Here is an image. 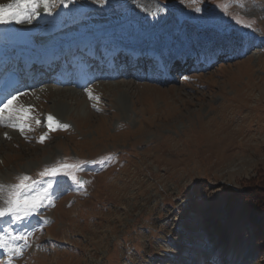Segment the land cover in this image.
<instances>
[{"label":"rangeland","instance_id":"374dc122","mask_svg":"<svg viewBox=\"0 0 264 264\" xmlns=\"http://www.w3.org/2000/svg\"><path fill=\"white\" fill-rule=\"evenodd\" d=\"M57 5L52 11L72 19L126 16L137 6H162L170 21L161 39L170 44L162 60L144 49V58L154 54L159 62L207 55L205 46L214 41L208 37L224 43L217 33L225 30L256 35L242 47L237 43V53H222L234 60L221 56L207 70L189 68L164 85L136 80L130 70L141 60L124 64L119 58L121 67L113 76L131 87L98 86L97 104L83 96L78 105L61 104L57 118L68 123L67 129L50 131L43 122L45 112L52 114L53 96L36 101L30 113L41 123L28 121L30 131H18L0 146V185L7 189L19 183L18 177L36 176L35 188L51 183L59 196L26 220L0 218V235L31 232L29 246L16 241L20 256L0 250V264H264L262 217L239 210V196L250 187L264 192V0H57ZM209 16L216 21L213 28L205 24ZM89 24L84 32L104 29L95 21ZM127 67L121 76L119 70ZM49 77L35 88L59 85L58 78ZM83 86L77 87L80 95L92 85L86 91ZM61 162L82 166L76 175L83 178V188L65 176H39ZM195 182L203 186L201 194L186 195ZM6 196L7 191L0 199ZM229 214L232 228H238L233 242L223 234Z\"/></svg>","mask_w":264,"mask_h":264},{"label":"bare ground","instance_id":"6f19581e","mask_svg":"<svg viewBox=\"0 0 264 264\" xmlns=\"http://www.w3.org/2000/svg\"><path fill=\"white\" fill-rule=\"evenodd\" d=\"M8 2H11V0H0V3H8ZM141 7L142 9L138 6L134 7V9L131 10L132 12L131 15L127 13L128 15L126 16H114V17L111 16V18L110 16H94L91 19H85L82 17L72 19L70 15L65 16L63 14V11L60 12L57 10H55L57 12L52 11V14L48 15L42 9L40 12V16L33 17L31 23L17 24L13 22L8 24H0V56L2 55L6 56L8 53L9 55L11 54L13 55L16 48L22 50L23 53L28 56L31 54H33V56H39L42 50H44V52H48V53L53 52V54H55L58 51H65V47L69 46V44L66 45V42H69L70 44H76L77 52L80 51L81 55L75 53L74 56L70 57L71 54H69L68 59L66 60L67 64H72L75 60L79 59V57H81L82 54L84 55V52L89 48L93 49L94 51L96 50V55H98L100 52L107 53L109 49L115 50L118 47L116 50L126 49L124 50L125 52L135 51L138 54H141V57L143 58L145 55L144 49L147 48L150 49L152 52L156 53L159 56V60H162L161 53H166V48L170 44V42L168 44L164 43V41L161 38L166 37L168 35L167 23H169L170 18L167 15H165L163 11H160L155 7H151V6L148 7L146 5H143ZM61 13L64 16L62 17V22L59 23L56 20L58 17H60ZM105 18H110V19L105 22L102 21ZM89 20L95 21L97 24L104 26V29L96 30L95 32H90V33L89 31L84 32L86 29H88L86 27L91 25V24L87 25ZM144 21H147V24L145 26L143 24ZM13 29H17V31H14ZM174 31L175 30L173 29V31L170 33H173ZM36 34H38L40 38H36L35 37ZM211 40H214L213 44L205 46L206 53H208L207 55L211 57V60L208 62V65H211L214 60L219 59V57L225 50L229 51L230 53H237L238 51L236 49L238 48L237 47L238 44H236L237 46L235 47L234 46L229 47L227 44L223 42H219L215 40L213 37H208V42ZM101 48L102 50H100ZM213 50H216V53ZM192 53L197 54L196 50H194ZM151 55L157 56L154 54ZM232 57L234 56H231L229 58ZM44 58L49 59L48 54L45 55L44 57L40 55V59L43 61H40L38 65V68L40 69L38 70L41 71L38 73L37 75L38 79L33 85H38L42 81L48 79L50 75L51 76L49 78H52L50 79L52 81L54 78L53 76L57 75L58 79L57 78L56 79L59 85L49 84L46 87L45 86L39 87V88H35L34 90L31 88L30 89L23 88L24 94L19 95L17 101H21V100L27 101L28 98L30 101L34 99L31 102L28 103L24 102L23 104L26 107L33 108L36 101L39 102L40 99L42 98L44 99L46 96L51 95L53 96V98L50 101L53 104L52 114L58 117L62 115L60 111L63 113V109L60 107L61 104L68 103L69 101L71 102L73 101L74 102L73 105H78L80 103V98L83 95H80V92L77 90V87H81L85 85L90 80L91 76L89 77L88 73H86L85 71L82 72L79 71L75 77L76 78L75 85L71 86L69 84H66V80H67L66 78L68 76L67 72H61L59 70L57 74L55 75L52 74L53 72H57L58 65L61 67L64 64L65 61L64 57L62 56L55 57L56 61L57 60L61 61L57 64L52 63L49 60L45 61ZM120 58L122 57L120 56ZM127 63L128 61L125 60L124 64ZM181 63H182V68L183 66H185V70L186 67L188 66L190 67L191 64L189 63V61L184 59L183 62ZM91 65L92 64L90 63L87 66L88 70L91 69ZM115 67H121V66L119 63L116 62ZM172 67H174V65H172ZM180 68L181 66L179 67V71L182 72ZM208 68L210 67L208 66ZM121 70L122 72L124 71V69H120L119 71ZM103 71L105 74L101 75L99 82L95 81L97 79L96 76L93 75L94 77L93 81L95 82L92 84L90 89L85 93L86 97H89L88 95L89 91H91V94L98 93V96L101 97L102 93L101 95L99 94L98 86L101 87L103 86L104 90L108 89L109 91L112 86L111 83H114V85L116 86H121L123 90L126 89L125 87L128 86L131 87V82L125 80L119 81L114 78L115 76L113 75L110 76L106 73L107 71L102 70V72ZM10 72L12 71L10 69H7L6 74ZM35 72H36L35 67H32L31 68L32 76L34 75ZM122 72H121V76L125 77V75H123ZM110 78L113 81L105 83V81ZM134 78H136V76ZM172 79L177 80L176 76H174V78L172 77ZM0 103H2V101ZM90 106L94 109L102 108V104L101 105L99 104L95 107L94 104L93 105L90 104ZM0 132H2V134H0V146L4 145V142L8 141L9 139H13L17 135L19 136L18 130H14L12 128L7 129L5 131L3 130V127H0ZM5 134H7V136Z\"/></svg>","mask_w":264,"mask_h":264},{"label":"snow or ice","instance_id":"6c2138e0","mask_svg":"<svg viewBox=\"0 0 264 264\" xmlns=\"http://www.w3.org/2000/svg\"><path fill=\"white\" fill-rule=\"evenodd\" d=\"M63 3V0H59ZM93 2L103 3L104 0H93ZM57 0H11L8 3H0V24L8 23H31L33 17L40 16V9L43 8L44 12L48 15L52 14V9L57 7ZM67 6V5H65ZM157 9L162 11L163 7L157 5ZM197 12L201 9L197 8ZM205 24L209 28H213L216 21L213 17L209 16L205 20ZM247 27V26H246ZM215 30V29H213ZM225 44H231L236 46L237 43L242 47L246 42L251 39H255V33H239L233 35L231 30H225L222 33H217ZM170 71V70H169ZM187 79V77H185ZM24 94L19 88L14 91L11 90V86L0 92V127H10L14 130H18L23 135L25 130H31L28 121L35 120V123L40 124L41 121L36 119L30 113L29 107L22 104H18V96ZM89 98L92 99V94L89 91ZM95 107V105H94ZM98 110V109H97ZM47 127L50 131H56L60 129H67V124H62L56 120L52 115L47 116ZM7 136V134H5ZM47 138L46 134L40 137V142L43 143ZM95 163V162H94ZM103 163V161H101ZM80 164H67L59 163L52 167H46L42 172L39 173L41 178L51 177L55 178L58 176L68 177L72 184L77 188H83L84 181L79 179L76 173L81 169ZM19 183L15 185L7 186L0 185V196L7 191V196L0 199V218L9 216L12 217L13 221L20 222L36 215L39 210L45 207V202H53V197L58 198L59 193L53 192V185L48 183L45 187L35 188L37 181H31V177L24 175L18 177ZM31 181V183H29ZM202 185L199 182H195L190 187L186 195H200ZM5 231V235H0V250L11 253L13 257L20 256L22 249L16 241H23L24 246H29L28 237L31 232H21L19 235H13L11 232ZM11 264V261H9Z\"/></svg>","mask_w":264,"mask_h":264},{"label":"trees","instance_id":"16d2710c","mask_svg":"<svg viewBox=\"0 0 264 264\" xmlns=\"http://www.w3.org/2000/svg\"><path fill=\"white\" fill-rule=\"evenodd\" d=\"M233 196L237 197V194H234ZM241 198V204L239 206V210L241 213L246 214L245 212H248V214L251 218H254L257 215H260L262 217V222L259 231H261L262 235H264V192L263 191H256L253 187H250L247 192L244 194H241L239 196ZM234 212V210L232 211ZM232 217H234L233 214H229V217H227V223L228 228L223 231V234L228 237L226 240L227 242H233V234L236 233L235 229L238 228H232L233 225H231Z\"/></svg>","mask_w":264,"mask_h":264},{"label":"water","instance_id":"95a60500","mask_svg":"<svg viewBox=\"0 0 264 264\" xmlns=\"http://www.w3.org/2000/svg\"><path fill=\"white\" fill-rule=\"evenodd\" d=\"M79 179H81V178H79ZM82 180V179H81Z\"/></svg>","mask_w":264,"mask_h":264}]
</instances>
